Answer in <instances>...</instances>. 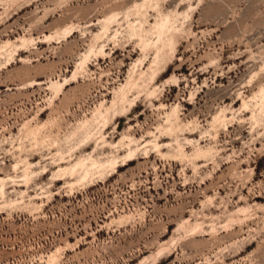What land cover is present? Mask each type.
<instances>
[{"label":"rangeland","instance_id":"obj_1","mask_svg":"<svg viewBox=\"0 0 264 264\" xmlns=\"http://www.w3.org/2000/svg\"><path fill=\"white\" fill-rule=\"evenodd\" d=\"M0 264H264V0H0Z\"/></svg>","mask_w":264,"mask_h":264}]
</instances>
